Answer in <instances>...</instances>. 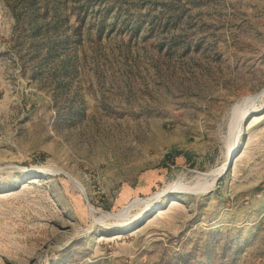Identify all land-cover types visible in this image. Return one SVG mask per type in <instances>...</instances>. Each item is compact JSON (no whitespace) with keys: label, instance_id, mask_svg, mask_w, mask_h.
<instances>
[{"label":"rangeland","instance_id":"obj_1","mask_svg":"<svg viewBox=\"0 0 264 264\" xmlns=\"http://www.w3.org/2000/svg\"><path fill=\"white\" fill-rule=\"evenodd\" d=\"M0 264H264V0H0Z\"/></svg>","mask_w":264,"mask_h":264},{"label":"water","instance_id":"obj_2","mask_svg":"<svg viewBox=\"0 0 264 264\" xmlns=\"http://www.w3.org/2000/svg\"><path fill=\"white\" fill-rule=\"evenodd\" d=\"M71 178V177H70ZM72 179V178H71ZM73 180V179H72ZM74 182H75V180H73ZM76 183V182H75ZM77 184V183H76ZM79 185V184H78ZM85 194V193H84ZM85 196H86V198H87V195L85 194ZM87 200H88V198H87ZM88 202H89V200H88ZM89 204H91L90 202H89Z\"/></svg>","mask_w":264,"mask_h":264}]
</instances>
